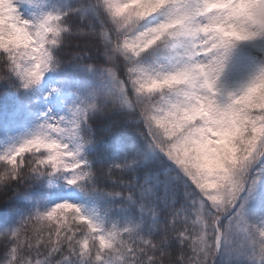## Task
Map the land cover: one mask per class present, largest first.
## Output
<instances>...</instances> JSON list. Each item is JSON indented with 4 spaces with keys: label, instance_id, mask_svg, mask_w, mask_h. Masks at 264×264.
<instances>
[{
    "label": "snow or ice",
    "instance_id": "1",
    "mask_svg": "<svg viewBox=\"0 0 264 264\" xmlns=\"http://www.w3.org/2000/svg\"><path fill=\"white\" fill-rule=\"evenodd\" d=\"M0 264H264V0H0Z\"/></svg>",
    "mask_w": 264,
    "mask_h": 264
}]
</instances>
